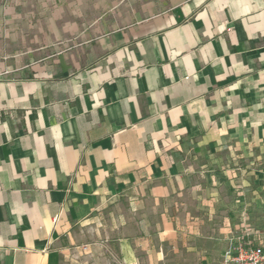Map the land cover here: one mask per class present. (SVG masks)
I'll list each match as a JSON object with an SVG mask.
<instances>
[{"label":"crops","instance_id":"0c3cea01","mask_svg":"<svg viewBox=\"0 0 264 264\" xmlns=\"http://www.w3.org/2000/svg\"><path fill=\"white\" fill-rule=\"evenodd\" d=\"M236 243L264 247V0H0V264Z\"/></svg>","mask_w":264,"mask_h":264},{"label":"built area","instance_id":"2783aa9c","mask_svg":"<svg viewBox=\"0 0 264 264\" xmlns=\"http://www.w3.org/2000/svg\"><path fill=\"white\" fill-rule=\"evenodd\" d=\"M225 256L226 264H264V247L261 244L252 246L236 243Z\"/></svg>","mask_w":264,"mask_h":264},{"label":"rangeland","instance_id":"374dc122","mask_svg":"<svg viewBox=\"0 0 264 264\" xmlns=\"http://www.w3.org/2000/svg\"><path fill=\"white\" fill-rule=\"evenodd\" d=\"M64 264H122V262L117 256L104 253L94 256H71Z\"/></svg>","mask_w":264,"mask_h":264}]
</instances>
